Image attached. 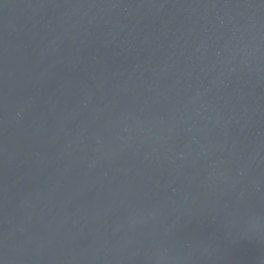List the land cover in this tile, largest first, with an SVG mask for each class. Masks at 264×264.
I'll return each mask as SVG.
<instances>
[{"label": "water", "instance_id": "1", "mask_svg": "<svg viewBox=\"0 0 264 264\" xmlns=\"http://www.w3.org/2000/svg\"><path fill=\"white\" fill-rule=\"evenodd\" d=\"M0 264H264V0H0Z\"/></svg>", "mask_w": 264, "mask_h": 264}]
</instances>
